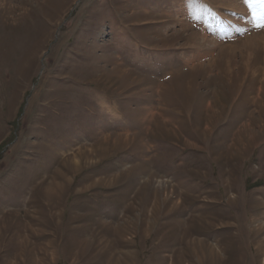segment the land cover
<instances>
[{
	"label": "rangeland",
	"instance_id": "rangeland-1",
	"mask_svg": "<svg viewBox=\"0 0 264 264\" xmlns=\"http://www.w3.org/2000/svg\"><path fill=\"white\" fill-rule=\"evenodd\" d=\"M188 3L0 0V264H264V28Z\"/></svg>",
	"mask_w": 264,
	"mask_h": 264
},
{
	"label": "snow or ice",
	"instance_id": "snow-or-ice-1",
	"mask_svg": "<svg viewBox=\"0 0 264 264\" xmlns=\"http://www.w3.org/2000/svg\"><path fill=\"white\" fill-rule=\"evenodd\" d=\"M243 3L252 11L255 26L264 28V0H243ZM188 6L194 13L199 10L197 0H189Z\"/></svg>",
	"mask_w": 264,
	"mask_h": 264
},
{
	"label": "bare ground",
	"instance_id": "bare-ground-1",
	"mask_svg": "<svg viewBox=\"0 0 264 264\" xmlns=\"http://www.w3.org/2000/svg\"><path fill=\"white\" fill-rule=\"evenodd\" d=\"M82 153V152H81ZM168 187V186H167ZM162 191V190H161ZM198 208V207H197ZM203 209V208H202ZM204 210V209H203ZM205 211H206V209H205ZM188 220V219H187ZM208 235V234H207ZM206 248V247H205ZM209 249V248H208Z\"/></svg>",
	"mask_w": 264,
	"mask_h": 264
}]
</instances>
